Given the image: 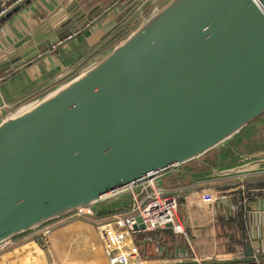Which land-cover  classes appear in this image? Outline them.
<instances>
[{
    "label": "water",
    "instance_id": "1",
    "mask_svg": "<svg viewBox=\"0 0 264 264\" xmlns=\"http://www.w3.org/2000/svg\"><path fill=\"white\" fill-rule=\"evenodd\" d=\"M159 2L166 4L152 12ZM116 8L75 12L40 42L50 26L43 24L0 55V82L52 57ZM134 10L72 70L7 108L0 245L78 212L100 217L108 203L152 179L182 176L194 162L208 168L193 176L205 181L264 173V152L222 168L203 161L264 116V0H146Z\"/></svg>",
    "mask_w": 264,
    "mask_h": 264
},
{
    "label": "crops",
    "instance_id": "2",
    "mask_svg": "<svg viewBox=\"0 0 264 264\" xmlns=\"http://www.w3.org/2000/svg\"><path fill=\"white\" fill-rule=\"evenodd\" d=\"M138 1L146 0H28L0 21L1 55L12 50L45 23L50 26L40 32V42L49 38L53 24L67 20L75 12L81 18L91 8L94 11L97 6H101L106 11L113 5L117 6L114 12L107 14L90 31L76 34L68 44L56 49L52 57L17 71L0 82V122L9 114L8 107L57 80L98 48L136 11L134 8ZM165 4L159 2L152 9L157 11ZM102 56H96L85 68ZM224 146L219 148L222 156L228 154L226 149H222ZM232 147L229 146V150ZM257 153L245 154L243 160L227 166L210 156H206L203 161L222 168L246 162ZM205 171L208 168L194 162L182 168V176L174 172L159 181L161 187L176 195L180 206V221L186 234L176 233L173 228H169L135 235V244L145 264H155L152 260L159 254L167 260L166 264H197L227 258L255 260L263 257L264 260V173L237 175L214 181L193 178ZM244 186L259 191L244 194ZM207 189H212L222 197L217 196L213 204H204L202 196ZM139 192V189L136 190V193ZM106 206L100 208V218L111 216L103 215ZM69 220L71 218L52 225L49 248L40 244L36 237L27 234L14 240L12 246L0 250V264H53L58 261L62 264H108V256L96 226L70 223ZM248 246L252 248L251 255L247 254ZM81 248H85V251L79 253Z\"/></svg>",
    "mask_w": 264,
    "mask_h": 264
},
{
    "label": "built area",
    "instance_id": "3",
    "mask_svg": "<svg viewBox=\"0 0 264 264\" xmlns=\"http://www.w3.org/2000/svg\"><path fill=\"white\" fill-rule=\"evenodd\" d=\"M26 1L28 0H0V21ZM31 106L33 105L28 107H23L22 105L16 113H21ZM142 186V192L138 194L135 191L132 192L134 203L129 212L116 213L106 219L94 217L86 212H78L69 217L73 219L81 217V215H90V220L96 226L104 251L108 256V264H145L141 259L140 249L135 244L134 236L137 234L166 230L169 229L168 226H171L170 228H173L176 233L186 234L185 228L180 221V206L176 195L161 187L157 178ZM242 190L245 191L244 194H254L259 191L256 188L247 186H244ZM217 196L219 198L222 197L212 189H207L203 193L202 201L204 204H213ZM139 219L142 220L141 223H139ZM53 224L30 235L36 237L40 244L49 248L51 246L50 230ZM141 224L144 229L140 228ZM16 239H7L0 245V250L12 246ZM84 251L85 248L79 249V253ZM152 261L155 264H166L167 262L161 254ZM263 261V259L257 257L255 264H264ZM53 264L62 263L58 261Z\"/></svg>",
    "mask_w": 264,
    "mask_h": 264
},
{
    "label": "rangeland",
    "instance_id": "4",
    "mask_svg": "<svg viewBox=\"0 0 264 264\" xmlns=\"http://www.w3.org/2000/svg\"><path fill=\"white\" fill-rule=\"evenodd\" d=\"M55 90H56V88H54V89H52V90H50V91H48V92H46V93H44L42 95H39V96L33 98L32 100H30L27 103H25L23 105V107H28L29 105L36 104L37 102L41 101L47 95H49L52 92H54ZM263 126H264V116L258 122L254 123L253 125L248 127L244 132H242L240 134L242 136L239 135L240 137H238L240 139L237 138L238 144H241L242 148H240L238 150L237 149L233 150L235 152L234 155L229 156V154H224L222 156L221 155L222 151L220 153V149H217L214 152L210 153L208 156L216 158L218 161H220V163L222 162L226 166L229 165V164L231 165L232 163H235L237 161L243 160L245 158V154H247V152H248L247 143L249 142V139L253 138V137L249 138L250 136H257L255 138H258L261 141H264V133H263L264 130L261 129ZM230 146H233V145H230ZM232 149H234V148L232 147ZM226 150H228V149H226ZM138 189L140 190V192H142L143 186L139 187ZM138 189H136V190H138ZM136 190H134L135 193H136ZM131 194L133 195L132 192H131ZM136 194H138V193H136ZM179 214H180V212H179ZM90 219H91L90 215L87 214V215H81V217H75V218L69 220L68 222L71 221L70 223H72V222L82 223V224H85V226L91 227L92 224L94 225V223H92ZM202 263L203 262H200V264H202Z\"/></svg>",
    "mask_w": 264,
    "mask_h": 264
},
{
    "label": "trees",
    "instance_id": "5",
    "mask_svg": "<svg viewBox=\"0 0 264 264\" xmlns=\"http://www.w3.org/2000/svg\"><path fill=\"white\" fill-rule=\"evenodd\" d=\"M240 136H242V135H240ZM240 136H237L232 141L226 143V145L222 149H228L227 153L229 155H234L235 152L233 150H235V149L238 150V149L242 148V145L238 144V141H237V138ZM238 139H240V138H238ZM230 145H233L234 149L229 150ZM263 147L264 146H262L261 141H259L258 138L249 139V142L247 143V148H248L247 154H253L255 152H258L259 150L263 149ZM133 203H134L133 195L131 193L125 194V195L121 196L120 198H118L117 200L108 204L105 207V211H103L102 213L105 216L113 215L116 213H126V212H129L131 210Z\"/></svg>",
    "mask_w": 264,
    "mask_h": 264
},
{
    "label": "flooded vegetation",
    "instance_id": "6",
    "mask_svg": "<svg viewBox=\"0 0 264 264\" xmlns=\"http://www.w3.org/2000/svg\"><path fill=\"white\" fill-rule=\"evenodd\" d=\"M259 120H260V119H259ZM259 120H258V121H259ZM258 121H257V122H258ZM255 123H256V122H255ZM253 124H254V123H253ZM253 124H252V125H253ZM261 129L264 130V126H263ZM263 133H264V132H263ZM252 137L255 138V137H257V136H250L249 138H252ZM249 138H248V139H249ZM258 140L261 141L260 139H258ZM261 144H262V146H264V141H261ZM258 152H264V147H263V149L259 150Z\"/></svg>",
    "mask_w": 264,
    "mask_h": 264
},
{
    "label": "bare ground",
    "instance_id": "7",
    "mask_svg": "<svg viewBox=\"0 0 264 264\" xmlns=\"http://www.w3.org/2000/svg\"><path fill=\"white\" fill-rule=\"evenodd\" d=\"M198 263H200V262H198ZM176 264V263H175Z\"/></svg>",
    "mask_w": 264,
    "mask_h": 264
}]
</instances>
